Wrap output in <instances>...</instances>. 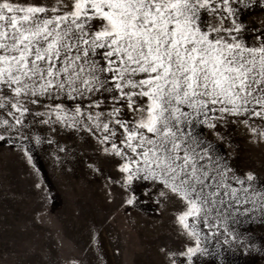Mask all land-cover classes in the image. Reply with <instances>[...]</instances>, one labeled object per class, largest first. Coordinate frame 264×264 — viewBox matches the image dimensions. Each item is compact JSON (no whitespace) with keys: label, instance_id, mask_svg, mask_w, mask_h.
Listing matches in <instances>:
<instances>
[{"label":"snow or ice","instance_id":"1","mask_svg":"<svg viewBox=\"0 0 264 264\" xmlns=\"http://www.w3.org/2000/svg\"><path fill=\"white\" fill-rule=\"evenodd\" d=\"M256 11L264 0H0V147L82 163L126 210H170L161 264L264 254L248 227L264 225V175L233 155L235 133L264 144Z\"/></svg>","mask_w":264,"mask_h":264},{"label":"rangeland","instance_id":"2","mask_svg":"<svg viewBox=\"0 0 264 264\" xmlns=\"http://www.w3.org/2000/svg\"><path fill=\"white\" fill-rule=\"evenodd\" d=\"M245 22L259 28L264 12ZM234 136L237 166L264 175V144L250 142L242 132ZM34 164L0 147V264H161L159 248L176 240L170 210H126L116 190V198L109 199L104 177L82 163H60L45 152ZM99 164L111 172L103 160ZM248 227L264 237L258 220ZM232 259L264 264L259 252H238Z\"/></svg>","mask_w":264,"mask_h":264}]
</instances>
